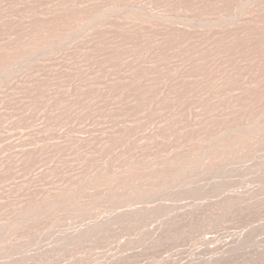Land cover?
<instances>
[{"label": "rangeland", "instance_id": "obj_1", "mask_svg": "<svg viewBox=\"0 0 264 264\" xmlns=\"http://www.w3.org/2000/svg\"><path fill=\"white\" fill-rule=\"evenodd\" d=\"M0 264H264V0H0Z\"/></svg>", "mask_w": 264, "mask_h": 264}, {"label": "bare ground", "instance_id": "obj_2", "mask_svg": "<svg viewBox=\"0 0 264 264\" xmlns=\"http://www.w3.org/2000/svg\"><path fill=\"white\" fill-rule=\"evenodd\" d=\"M223 258V257H222Z\"/></svg>", "mask_w": 264, "mask_h": 264}]
</instances>
